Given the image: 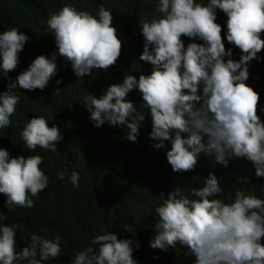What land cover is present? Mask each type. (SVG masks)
Wrapping results in <instances>:
<instances>
[{
    "label": "clouds",
    "instance_id": "obj_1",
    "mask_svg": "<svg viewBox=\"0 0 264 264\" xmlns=\"http://www.w3.org/2000/svg\"><path fill=\"white\" fill-rule=\"evenodd\" d=\"M155 14L141 17L139 32L143 51L138 60L152 66L150 74H124L122 82L110 84L101 95L82 98L94 127L108 123L126 129L125 138L138 142L140 128L150 115L149 138L153 148H170L166 159L173 172L196 168L201 154L213 165L225 168L231 160L244 158L252 163L257 178H264V120L257 114L259 93L246 84L253 59L264 48V0H154ZM227 17L217 23V10ZM112 10L103 4L95 15L65 4L49 13L46 23L55 38L56 51L39 55L15 80L8 76L19 63L29 37L17 27L0 32V77L10 82L0 92V129L12 125L21 97L15 90H43L57 74V57L71 64L78 78L90 76L94 69L107 70L121 55L122 41L113 25ZM191 42L185 46L182 39ZM202 43H197L196 41ZM241 52L234 60L233 49ZM62 81L57 79L56 84ZM138 90L142 102L134 104L126 96ZM60 89H57V91ZM259 111L264 113V105ZM28 152L37 147L57 152L63 140L58 125L49 127L44 116H32L20 130ZM41 155L10 156L0 147V194L4 206L30 209L39 193L49 186V176L41 169ZM66 170L57 172L64 180ZM79 173L67 176L79 188ZM214 172L202 186L180 187L156 198L155 234L149 241L153 249L167 251L177 246L193 256V264H264V198L244 188H234L227 197ZM249 183L248 177H238ZM7 216L0 212V221ZM135 235V228L124 224ZM18 224L0 223V264H45L61 256L63 237L46 238L32 233L26 246L17 251ZM96 247L75 252L71 264H138L133 258V240L101 230L91 240ZM139 244L135 245L139 249ZM154 256L153 259H158Z\"/></svg>",
    "mask_w": 264,
    "mask_h": 264
},
{
    "label": "trees",
    "instance_id": "obj_2",
    "mask_svg": "<svg viewBox=\"0 0 264 264\" xmlns=\"http://www.w3.org/2000/svg\"><path fill=\"white\" fill-rule=\"evenodd\" d=\"M206 2V0H204ZM69 4L95 15L98 6L103 4L112 10L113 25L122 41L121 55L107 70L94 69L92 75L78 78L73 74L71 64L57 57V74L42 91L15 90L21 97L17 111L11 117L12 125L0 129V147L9 151L10 156L41 155V169L49 176V186L39 193L35 205L30 209L16 208L9 211L4 206L5 196L0 194V212L7 216L5 224H18L16 232L17 251L27 245L32 233H41L46 238L59 234L63 237L61 256L45 264H71L76 251L85 247H96L91 240L101 230L115 233L118 239H132L133 258L138 264H193V256H186V249L177 246L167 251L149 246L155 234L154 222L157 219L154 207L156 198L180 187L187 194L190 187L203 185L209 172L221 178L222 194L227 197L234 188H244L264 198V178H257L250 161L244 158L231 160L227 168L216 164L212 158L201 154L196 168L184 173L173 172L166 159V147L154 149V141L149 138L152 129L150 115L140 128L138 142L125 138L126 129L105 123L94 127L88 119L89 112L82 98L93 94L99 96L112 83L122 82L128 73L139 78L141 73L150 74L152 66L139 61L143 51V36L139 32L141 17L155 14L154 0H0V32L17 27L29 37L15 70L9 72L11 80L26 70L39 55L50 56L55 52V38L46 20L49 13L58 11ZM227 17L217 10V23L223 25ZM264 39V34L261 35ZM182 39L185 46L191 42ZM202 43L201 41H196ZM226 50L233 49V59L239 60L238 48L224 40ZM264 58V48L258 53ZM62 82L57 85L56 80ZM10 82L0 77V92ZM246 84L259 93L257 114L264 105V60L253 59L249 66V79ZM57 89H60L57 91ZM134 104L142 102L141 94L134 89L126 96ZM32 116H44L49 127L58 125L63 140L57 144V152L37 147L34 153L28 152L20 138V130ZM79 173V188H73L67 176L72 170ZM66 170L64 180L57 178V172ZM247 176L249 183L238 177ZM124 224L135 228V235L124 229ZM264 243V238H262ZM139 244V249L135 248ZM158 256V259H153Z\"/></svg>",
    "mask_w": 264,
    "mask_h": 264
}]
</instances>
